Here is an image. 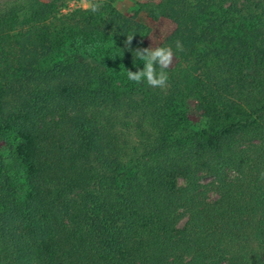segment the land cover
<instances>
[{
    "label": "trees",
    "instance_id": "1",
    "mask_svg": "<svg viewBox=\"0 0 264 264\" xmlns=\"http://www.w3.org/2000/svg\"><path fill=\"white\" fill-rule=\"evenodd\" d=\"M69 1L0 7V264H264V0Z\"/></svg>",
    "mask_w": 264,
    "mask_h": 264
},
{
    "label": "clouds",
    "instance_id": "2",
    "mask_svg": "<svg viewBox=\"0 0 264 264\" xmlns=\"http://www.w3.org/2000/svg\"><path fill=\"white\" fill-rule=\"evenodd\" d=\"M86 11L96 13L102 7L101 0H83ZM133 35H127L126 47L132 42ZM177 50H182L179 40L176 41ZM135 59L143 62V68L136 71L127 69V79L137 84L146 83L150 87L164 88L167 85L169 75L165 71L174 59V52L171 46H150L136 48L133 50Z\"/></svg>",
    "mask_w": 264,
    "mask_h": 264
},
{
    "label": "rangeland",
    "instance_id": "3",
    "mask_svg": "<svg viewBox=\"0 0 264 264\" xmlns=\"http://www.w3.org/2000/svg\"><path fill=\"white\" fill-rule=\"evenodd\" d=\"M19 0H0V7L3 6L4 4H10L12 2H18ZM135 3L136 0H116L115 1V6L117 9H119L123 13H127L128 11L132 10L135 8ZM81 7L84 8L83 0H71L67 3L65 8L61 10L62 13L67 12L69 10H72L74 8ZM138 20L145 22L146 23V16L144 12H140L137 16ZM169 26V20L166 18H161L159 19L151 28L150 33L146 37V41L148 43V46H157L165 37L167 28ZM210 180V178H204L201 181L206 182ZM178 182L181 184L183 180L179 179ZM216 194L214 192H210L208 197L210 199L215 198ZM186 217H183L180 222L178 223L179 226H181Z\"/></svg>",
    "mask_w": 264,
    "mask_h": 264
}]
</instances>
